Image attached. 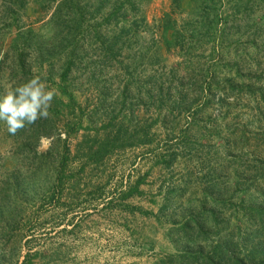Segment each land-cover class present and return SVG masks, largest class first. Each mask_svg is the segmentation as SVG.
Returning <instances> with one entry per match:
<instances>
[{"label": "rangeland", "instance_id": "rangeland-1", "mask_svg": "<svg viewBox=\"0 0 264 264\" xmlns=\"http://www.w3.org/2000/svg\"><path fill=\"white\" fill-rule=\"evenodd\" d=\"M58 3L0 0V95L33 75L56 90L47 118L0 122V181L25 180L0 194V264H152L199 213L209 243L244 232L264 205V0H79L81 30ZM20 145L66 165L32 173Z\"/></svg>", "mask_w": 264, "mask_h": 264}, {"label": "trees", "instance_id": "trees-1", "mask_svg": "<svg viewBox=\"0 0 264 264\" xmlns=\"http://www.w3.org/2000/svg\"><path fill=\"white\" fill-rule=\"evenodd\" d=\"M79 0H59L58 6L55 10V15L57 13L60 14L59 17H65L67 22H74L76 23V27L79 30L83 28L84 18H82V12L73 9L72 12V5L76 4L80 6L78 3ZM182 0H173L174 6L180 7ZM18 7L24 6V1H21ZM124 4H116L110 14H108V19L114 18L116 22L119 21V10L122 9ZM17 7V8H18ZM120 7V8H119ZM14 11H16L15 7ZM18 11V10H17ZM65 12V13H64ZM169 17L167 13L162 21H166ZM117 24V23H116ZM164 31L169 29V24L164 23L163 27ZM79 32V31H78ZM71 33V31H70ZM180 34V31L175 30L174 34ZM76 33L75 35H77ZM169 39H167V42ZM170 42V41H169ZM76 49L72 50V53L69 55V59L67 64L64 66V69L61 73V80L63 82H67L68 76L71 72L72 64L74 63V54ZM74 52V53H73ZM24 51L19 54L18 62H23L24 59ZM5 59V58H4ZM3 59V61H5ZM2 61V60H1ZM3 69L2 65L0 64V71ZM22 75V74H21ZM264 92H262L263 94ZM81 124V120L77 123L70 126L73 132L77 130V126ZM38 130V131H37ZM33 134L36 136L37 139H40L41 136H50L52 135V131L45 130L40 131L39 125L35 128ZM19 152L21 158H31V163L26 165V169L30 170V172L37 174L41 171L49 172L50 170L54 175L59 174L65 167V159L64 156L62 160L53 161L51 162V157H53V145L46 151H40L38 149H33V153H30V148L28 145H20ZM64 153H70L71 149L69 145H64L63 148ZM25 168V166H24ZM11 178L12 182L9 181ZM25 182L23 177L19 171V168L14 169L12 175L8 178L7 183L8 185L5 186L6 182L0 181V194L3 191L7 190L8 186L11 188L12 192L16 195L19 193L20 187ZM140 182V181H139ZM171 196L167 197V200L161 207L159 211L162 213L167 207L169 202H171ZM203 216V219L207 217L204 213H199L198 215ZM196 221V227H192L190 221L184 222L181 227L180 231H182L183 236L187 238L189 242L184 245L183 249L180 250L178 253L175 254H168L164 257H161L154 261L152 264H264V244L254 243L253 246L249 245L251 242H255L257 238H261L264 236V205H260L258 208H253L251 210V221L252 224L246 228L244 232L240 229V231L234 233H228L229 236H226V233L220 238L219 241L210 242L207 240V229L203 225V221L200 222V219ZM237 241H235V240ZM191 240L194 241L196 244L195 248H193V243L191 245ZM200 240V241H199ZM198 243V245H197ZM248 244L249 249L247 252L242 251L241 249H237L238 244Z\"/></svg>", "mask_w": 264, "mask_h": 264}, {"label": "clouds", "instance_id": "clouds-1", "mask_svg": "<svg viewBox=\"0 0 264 264\" xmlns=\"http://www.w3.org/2000/svg\"><path fill=\"white\" fill-rule=\"evenodd\" d=\"M55 95V89L49 88L39 75H33L0 95V122L15 135L26 125L47 118Z\"/></svg>", "mask_w": 264, "mask_h": 264}]
</instances>
